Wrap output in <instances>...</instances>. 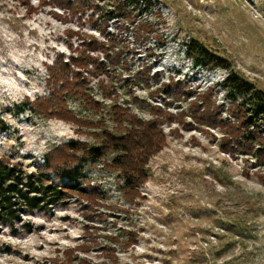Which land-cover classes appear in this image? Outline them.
I'll use <instances>...</instances> for the list:
<instances>
[{
	"label": "rangeland",
	"instance_id": "rangeland-1",
	"mask_svg": "<svg viewBox=\"0 0 264 264\" xmlns=\"http://www.w3.org/2000/svg\"><path fill=\"white\" fill-rule=\"evenodd\" d=\"M25 1L0 0V118L6 126L0 131V156L10 155L31 171L52 145L69 140L99 145L104 129L120 131L113 102L97 81L90 91L104 102L102 109L84 105L81 98L67 101L87 124L44 117L25 104L27 96L33 100L47 93L46 63L59 53L70 55V29L102 37L87 21L90 9L84 18L65 21L51 6L39 10V0H31L38 10L28 14L30 2ZM89 1L103 7L95 8L101 19V11L125 1L129 14L153 27L147 39L128 37L132 52L125 57L124 79L115 83L118 103L149 119L153 105L165 107L170 99L168 109L183 114L163 124L167 144L147 163L141 196L128 201L115 172L102 170L101 163L85 164L91 185L103 191L98 205L88 206L76 196L23 215L25 226L20 222L16 231L8 226L0 231V264H64L67 259L73 264H264V165L241 148H224L223 136L231 130L221 118L234 117L227 109L230 90L217 86L231 70L239 81L264 91V0ZM115 22L110 19L108 29L123 34L120 45L127 43V33ZM142 63L149 66L142 70L143 79L137 76ZM172 75L191 92L179 97L173 89L160 92ZM210 86L216 120L199 98ZM235 97L244 100L242 94ZM259 123L264 131V121ZM115 154L108 152V159Z\"/></svg>",
	"mask_w": 264,
	"mask_h": 264
},
{
	"label": "trees",
	"instance_id": "trees-1",
	"mask_svg": "<svg viewBox=\"0 0 264 264\" xmlns=\"http://www.w3.org/2000/svg\"><path fill=\"white\" fill-rule=\"evenodd\" d=\"M25 2H30L28 14L38 10L31 0ZM46 6L53 7L52 12L55 16L65 21L72 16L84 18L89 9L92 10L87 21L102 37L97 33L70 29L68 31L70 55L66 58L65 53H59L52 63H46L47 76L43 85L47 93L33 100L27 96L25 104L31 111L44 117L59 118L79 125L87 124L86 120L70 110L67 101L71 97L81 98L84 105L102 109L104 102L95 99L90 91L92 83L97 81L103 96L113 102L111 111L116 115L115 122L120 134L104 129L99 135L101 138L99 145L82 140H69L52 145L42 154L43 161L36 160L38 161L36 169L31 171L24 168L23 162L12 161L10 155L0 156V231L5 226L16 231L23 215L38 208L64 203L69 197L78 196L77 199L86 202L88 206L98 205L103 198V191H100V185L97 183L91 185L93 180L84 173L85 164L96 166L101 163L102 166L99 168L102 170L108 168L115 172L116 184L128 201L141 196L140 188L149 176L147 163L167 144L163 124L171 123L179 114H183L168 109L172 104L170 99L164 100L165 107L153 105L154 116L149 119H144L129 107L118 103L120 94L115 83L124 79V72L129 69L125 57H129L128 54L132 52L128 37L132 35L134 40L147 39L153 32V27L148 21L138 20L137 14H129L132 11L128 9L127 2L120 1L111 11H101L102 19L95 17V14L96 10L99 11L103 7L94 1L39 0V10ZM112 18L116 19V28L127 33L124 35L127 43L120 45L119 42H123V34L108 29L109 20ZM75 37L77 43L73 41ZM188 52L195 57V52L191 48ZM196 63L203 64V59L196 58ZM146 67L149 66L142 63L137 76L142 78L144 74L142 70ZM180 80L173 75L170 76L163 82L167 89L160 92L172 93L173 89L178 97L183 92H191L185 89ZM125 82L134 83L129 79ZM222 86L230 90L231 100L227 109L234 117L233 121L228 122L221 118L223 126L231 130L229 133L226 131L223 136L226 144L224 148L230 151L233 149L234 152L235 147L241 148L240 153L256 156L259 160L258 165H264V131L260 129L259 123L260 120L264 121V91L256 90L248 81H239L237 74L231 70ZM212 89L210 86L203 94L200 92L199 98L205 102V113L212 120H216L217 115L211 110L214 103L209 90ZM238 94H242L244 100L239 101L235 97ZM178 121L186 127L192 126ZM5 127L3 119L0 118V131ZM256 144L258 149L254 151ZM108 152L116 154L112 159H108ZM73 163H76V166ZM263 176L264 173H260V177ZM20 224L25 226L23 222ZM64 264L73 262L67 259Z\"/></svg>",
	"mask_w": 264,
	"mask_h": 264
},
{
	"label": "clouds",
	"instance_id": "clouds-1",
	"mask_svg": "<svg viewBox=\"0 0 264 264\" xmlns=\"http://www.w3.org/2000/svg\"><path fill=\"white\" fill-rule=\"evenodd\" d=\"M224 80H225V78L223 80H221L220 83L217 86L220 87Z\"/></svg>",
	"mask_w": 264,
	"mask_h": 264
}]
</instances>
